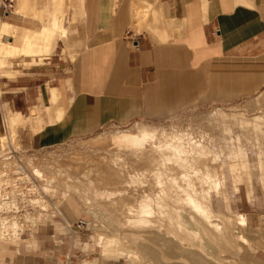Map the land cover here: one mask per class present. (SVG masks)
Returning a JSON list of instances; mask_svg holds the SVG:
<instances>
[{"label":"crops","instance_id":"crops-1","mask_svg":"<svg viewBox=\"0 0 264 264\" xmlns=\"http://www.w3.org/2000/svg\"><path fill=\"white\" fill-rule=\"evenodd\" d=\"M13 7H0V21L13 27L4 40L18 48L40 24L67 30L49 49L37 41L18 63L0 64V137L7 111L29 119L34 110L41 126L19 131L29 149L181 108L264 104V0H13ZM253 202L240 190L233 206L264 213ZM66 232L64 224L38 225L8 264H85L86 243Z\"/></svg>","mask_w":264,"mask_h":264},{"label":"rangeland","instance_id":"rangeland-1","mask_svg":"<svg viewBox=\"0 0 264 264\" xmlns=\"http://www.w3.org/2000/svg\"><path fill=\"white\" fill-rule=\"evenodd\" d=\"M72 42L75 45L70 49V58L76 52V42ZM9 60L11 65L19 62L18 57ZM243 100L204 108H181L157 120L138 119L126 125L109 126L89 137H78L42 150L29 149L19 132L26 125L33 130L41 126L37 112L31 111L33 115L26 119L21 113L16 116V113L7 111L5 132L0 137V163L7 167L9 175L0 174V202L6 198L10 204L9 210L0 207V216L8 219L15 217L19 225L13 238L10 236L12 232H9V237L0 240V264H8L15 257L18 246L38 225L51 222L71 227V232L66 233L73 232L75 240L86 243L87 254L83 252L79 256L80 261L87 260L85 264H223L220 258L243 261L245 264H264V213L247 215L233 206L235 193L241 190L248 193L249 200H254L258 211H264V127L257 126L254 134H248L235 125L217 123L211 116L218 109H241L250 116L264 112V104L254 111L240 105L230 107ZM147 127L157 129L162 136L151 140L143 149L123 145L119 141L124 132L140 133ZM165 133L172 134L173 144L182 146L187 153L184 151L175 157L169 147L158 148V145L166 143ZM104 134L110 139V145L94 146L89 143L91 138ZM79 152L84 158L104 155L120 173L109 178L113 188L117 186L119 190L102 191L91 176L65 165ZM199 153L204 156L205 165L196 160ZM169 156L171 159H168ZM207 170L214 176L217 185L210 187L205 183L202 174ZM193 189L201 193L209 189L206 203L213 219L221 220L226 216L237 223L239 214H245L244 224L234 226L235 236L238 237L234 254L221 251V255L217 246H213L215 243L209 246L211 242L209 238L205 239L197 217L183 206L187 194L191 192L193 195ZM201 193H194L193 196L199 198L203 195ZM145 206L154 212L146 213ZM165 215L177 218L179 222L176 224L181 223L189 233L183 242H178L181 249L175 243L176 239L168 237L165 227L158 223ZM100 231L119 236L130 250L116 251L113 256L103 257V248L97 239ZM203 245L213 255L202 261H195L182 250L185 246L187 251L201 253L203 249L200 246ZM143 247L148 251L145 252ZM159 248L162 252L158 251ZM181 255L182 260L178 258Z\"/></svg>","mask_w":264,"mask_h":264},{"label":"bare ground","instance_id":"bare-ground-1","mask_svg":"<svg viewBox=\"0 0 264 264\" xmlns=\"http://www.w3.org/2000/svg\"><path fill=\"white\" fill-rule=\"evenodd\" d=\"M12 10H14V7L12 8ZM22 11H24V10H22ZM40 25H38L39 28L36 27L39 29V31H35L36 29H34L35 32L32 31L33 33L29 34L26 37L23 48H18L15 45H13L12 43L10 44L9 42L4 40L6 35H8V36L11 35L10 33H11L13 27L9 23L2 22V20H1L0 21V64L5 63V61H8L7 59H9L11 57L18 56V54L30 53L33 50V48L36 46L35 44L37 41H41V42L43 41V43L45 45L44 48H45V50H47L53 46L58 35H60L61 37H64V35L67 33V30L64 28H62L61 31H58L56 28H53V29L47 28V27H41L40 28ZM40 47H42V46H40ZM42 51H44V50H42ZM257 100H259V99H257ZM262 101L264 102V97H262ZM256 103H257V101H256ZM211 116H212V120L216 121L217 123H220L222 125H229V124L235 125L248 134H254L253 133L254 128L257 126H263L264 127V112L250 116V115H247L245 113V111H243L241 109L234 110V111H227V110H223V109H218ZM104 135H99V136H96L94 138H91L89 143L91 145H94V146L95 145H97V146H108V145H110V139L108 138V136H106V135L104 136ZM161 136L162 135L159 136L157 129L152 128V127L151 128L147 127L145 129H143L140 133L124 132L120 136L119 141L123 145L131 146V147H134L137 149H143L145 147V145H147L149 142H151V140H154L157 137H161ZM164 139L166 140V143L162 142L163 144L158 145V148L159 147L162 148L163 146L169 147L170 150L172 152H174L173 154L175 157H176V155L179 156V154L183 153L184 151H186V153H187V150L186 149L184 150V148L182 146L173 144L174 137L172 136V134H166ZM183 139H184V137H183ZM157 142H159V141H157ZM166 147H164V148H166ZM81 153L82 152H79L76 155L72 156V158L70 159L69 162L66 161L67 163L65 165L69 166L70 168L74 169L77 172L82 173L83 175L85 174L87 176H91L93 181L97 184V186L102 191L107 190V192L108 191L116 192L114 190H119L117 186H116V188H113V186H112L113 182L109 178H111L113 176H117L120 173L112 165H110L108 163L107 158L104 155L100 154V155L84 158ZM203 157L204 156L200 153L196 156V160L198 161V163L200 165L206 164L205 161H203V159H204ZM180 158H181V156H180ZM168 159H171V156H169ZM6 168H7L6 166L4 167V165L2 163H0V174H2L3 176L7 175L9 173V171H7ZM20 168L21 167L16 168V169L18 170ZM233 168H234V166H233ZM202 177L204 178L205 183L209 184L210 187L217 185V182H215V180H214V176L210 172H208V170H207V172L202 174ZM118 192H120V191H118ZM196 192L194 190V192H193L194 196H195V194H197L199 192L201 193V191H199L197 193ZM203 192L201 193L203 195L202 196L200 195L201 197H199V198L197 196L194 197L192 194H190L191 192L189 194H187L188 195L187 199H186L187 203L186 202L183 203V206L186 208V210L188 212L191 211V214L193 213V215L197 217L198 223L202 226V228H203L202 230H204V232H205V234L203 233L205 239L208 240V238H209V240L211 242V243L207 242V243H209L208 244L209 246H211L212 243L213 244L215 243L213 246H217V248L220 250V252L221 251H228V252L234 254L236 247L238 246V245L236 246V241L238 242V240H237L238 237L235 236L234 226H235V224L236 225L237 224L238 225L244 224V222L246 220L245 214H239V219H238L237 223H234L235 220L233 221V219H231L230 217L225 216V217H221L222 218L221 219L220 216H222V215H220V214H219L220 216L219 215H217V216H219L218 218L221 220L213 219L211 213L208 212L210 210H209L208 205L206 203V200H208L209 189L206 192L205 191H203ZM0 196H1V194H0ZM9 204H10V202L8 201V199L3 198V202L2 201L0 202V207L8 209ZM145 207H144V211L146 213H153L154 212V211L149 210L148 206L146 207L147 210H145L146 209ZM146 215H149V214H146ZM160 218H161V220L159 219L160 221L158 220L159 221L158 223H160L161 226L165 227L164 229L166 230L165 232H166V235L168 237H172V238L176 239L177 242H175V243H178L179 241L183 242L185 240V237H189V236H187L189 233L186 231L184 226L181 225V223L176 224L179 222V220L177 218H174L172 216L171 217L169 216V218H168V216L166 217V215L161 216ZM153 222H154V220H153ZM18 223H19V221L15 217L12 219H8L7 217L3 218L0 216V240H5L6 237H9L8 236L9 232H12V234L10 236H12V238H13V235L16 234V232L18 231V225H19ZM155 226H153V227H155ZM68 228L71 230V227H68ZM155 228H157V227H155ZM157 229H159V228H157ZM111 232L113 233V231H111ZM129 235H131V234H129ZM133 235H136V234H133ZM206 236H208V237L206 238ZM172 238H170V239L172 240ZM97 239L99 240V243L101 244V246L103 248V257L111 256V255L113 256L114 252H116V251H123L125 249L130 250L128 244L125 241L121 240L122 238H120L117 235H110V234L106 233L105 231H100ZM136 239H137V236H136ZM144 239H145V237H144ZM126 240H127V238H126ZM135 241H137V240H135ZM202 242H204V240ZM166 243H170V241L166 242ZM171 243H172V246H174L173 241H171ZM188 243H189V241H188ZM178 245L180 246V243H178ZM178 245H177V247H178ZM181 245H183V243ZM168 246H169V244H168ZM138 247H139V245H138ZM188 247H190V246H188ZM200 247L203 249V252L200 251L201 253H198L195 250L194 251H187L188 249H187V247L185 248V246L182 248V250H183V252L185 251L184 253L187 252V254H189V256L192 257L195 261H202L205 259H209L208 256L213 255V253H208V251L205 250L206 248L204 245L200 246ZM143 248H142V250H143ZM172 248L174 249V247H171V249ZM180 249H181V246H180ZM146 250L147 249H145V252L148 251V250L147 251ZM158 251L162 252L161 249ZM173 251L176 252V250H173ZM178 251H180V250H178ZM125 252L126 251H124V253ZM119 253H121L123 255V252H119ZM131 253L136 254V252H134V251H131ZM220 254L222 255V252ZM236 254H237V251H236ZM163 256H165L164 253H163ZM176 257H177V255H176ZM181 257H182V255L178 256V258L180 260H182ZM210 257H212V256H210ZM217 257H218V255H217ZM165 258H167V257H164V259ZM220 260L223 264H245L243 261H239V262H236L233 260L228 261V260H224L222 258H220ZM195 264H197V263H195Z\"/></svg>","mask_w":264,"mask_h":264},{"label":"built area","instance_id":"built-area-1","mask_svg":"<svg viewBox=\"0 0 264 264\" xmlns=\"http://www.w3.org/2000/svg\"><path fill=\"white\" fill-rule=\"evenodd\" d=\"M0 7L4 12H9L13 8V0H0Z\"/></svg>","mask_w":264,"mask_h":264}]
</instances>
